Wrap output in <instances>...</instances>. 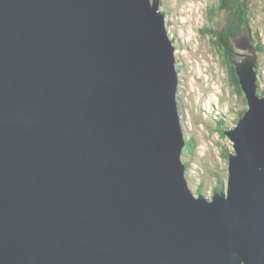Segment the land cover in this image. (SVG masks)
Returning a JSON list of instances; mask_svg holds the SVG:
<instances>
[{
	"label": "water",
	"instance_id": "water-1",
	"mask_svg": "<svg viewBox=\"0 0 264 264\" xmlns=\"http://www.w3.org/2000/svg\"><path fill=\"white\" fill-rule=\"evenodd\" d=\"M160 0H0V264H264V95L226 187L191 190ZM245 55V56H244Z\"/></svg>",
	"mask_w": 264,
	"mask_h": 264
},
{
	"label": "rangeland",
	"instance_id": "rangeland-1",
	"mask_svg": "<svg viewBox=\"0 0 264 264\" xmlns=\"http://www.w3.org/2000/svg\"><path fill=\"white\" fill-rule=\"evenodd\" d=\"M220 0H160L166 27L174 46L178 73L176 99L179 118L186 140L181 160L186 163V178L191 190L201 189L210 198L212 188L226 187L227 158L233 152L232 142L222 133L236 126L245 111L244 95L238 93L228 71L224 53L215 42V31L228 29L227 14L219 9ZM249 7L250 44L256 34L261 50L257 53L259 90H264V0H247ZM228 24V25H227ZM249 30V29H247ZM239 61L246 48L229 51ZM245 56V55H244Z\"/></svg>",
	"mask_w": 264,
	"mask_h": 264
},
{
	"label": "trees",
	"instance_id": "trees-1",
	"mask_svg": "<svg viewBox=\"0 0 264 264\" xmlns=\"http://www.w3.org/2000/svg\"><path fill=\"white\" fill-rule=\"evenodd\" d=\"M219 9L224 10L227 14L226 18L224 20H227L229 23L228 29L225 28V30L218 32V30L215 31V42L217 45L220 47L222 52L224 53L225 60L228 64V71L230 72L231 80L234 82V84L237 87L238 93H242V89L240 87L238 77L235 74L234 66L232 64V60L234 56L229 52L230 50L234 49V43L231 40V37H236L240 35L244 29H249L250 32V20H249V7H248V2L247 0H220L219 1ZM227 24V25H228ZM252 42H255V48L256 51L259 52L261 50L260 46V37L258 34L252 39ZM257 54V53H256ZM256 71L258 74V83H259V71L260 67L256 66ZM260 85V84H259ZM259 95H264V90L260 89L258 90ZM245 100V98H244ZM246 102V100H245ZM244 113V110H242L239 114V117H241ZM185 138V136H184ZM187 145L192 144V141L186 140ZM189 141V144H188ZM186 145V147H187ZM184 149V148H183ZM225 157L228 159V153L225 155ZM186 166V163H184ZM223 190V185L220 183L219 186H216L212 188V192L214 193L215 191H222ZM196 194L201 193V189H196Z\"/></svg>",
	"mask_w": 264,
	"mask_h": 264
},
{
	"label": "flooded vegetation",
	"instance_id": "flooded-vegetation-1",
	"mask_svg": "<svg viewBox=\"0 0 264 264\" xmlns=\"http://www.w3.org/2000/svg\"><path fill=\"white\" fill-rule=\"evenodd\" d=\"M233 84H234V82H233ZM235 85V84H234ZM236 86V85H235ZM237 88V87H236Z\"/></svg>",
	"mask_w": 264,
	"mask_h": 264
}]
</instances>
